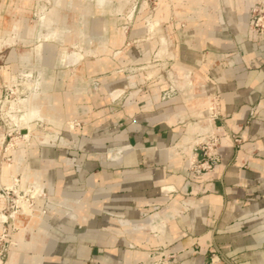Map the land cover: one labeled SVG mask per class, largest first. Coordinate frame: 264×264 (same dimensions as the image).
<instances>
[{
	"label": "crops",
	"instance_id": "obj_1",
	"mask_svg": "<svg viewBox=\"0 0 264 264\" xmlns=\"http://www.w3.org/2000/svg\"><path fill=\"white\" fill-rule=\"evenodd\" d=\"M69 1L73 15L60 11L55 23L65 41H44L42 64L53 68L68 41L91 33L94 60L64 64L76 74L45 80L44 94L57 100L52 109L59 106L47 116L52 122L83 126L66 132L76 151L25 152L23 172L58 207L14 221L19 245L7 264H153L158 247L173 255L163 264H264V37L251 29V1L159 0L149 18L162 32L140 49L129 43L145 37V27L111 17L107 28L95 17L92 31L86 3ZM31 10L32 0H0V32L18 36L4 46L20 62L33 60L17 48H31L37 35ZM150 61L165 62L167 78L134 73ZM214 95L218 117L209 120ZM209 129L218 131L222 159L211 172L194 173L192 144ZM108 148H116L110 161L100 157ZM5 206L0 200V212ZM156 210L157 218L143 219Z\"/></svg>",
	"mask_w": 264,
	"mask_h": 264
},
{
	"label": "rangeland",
	"instance_id": "obj_2",
	"mask_svg": "<svg viewBox=\"0 0 264 264\" xmlns=\"http://www.w3.org/2000/svg\"><path fill=\"white\" fill-rule=\"evenodd\" d=\"M82 1L83 3H86V10L90 11L92 15V18H90V20H92L90 24V30L92 31L94 28L95 17L103 18L105 20L104 22L107 24V28L110 26L109 23L111 22V17H123L122 20H118L120 24L122 23V26H124L123 24L125 23V26L129 28H134L136 25L145 27L148 34L145 37H139L132 40L129 44L133 48L140 49L143 43H148L149 41L156 39L160 36L159 33L162 32V24H154V21L156 20L149 18L152 13H155L159 9V0H110V2L108 0ZM69 2V0H65L63 3L62 0V3L57 5L55 4L54 0H32L31 15L36 24L37 35L33 38L34 43H32L31 48L17 46L18 56L20 53L23 54L22 56L25 55L24 53H28V56L33 59L31 61L29 59L20 62L21 60H19V58L16 59V57L12 54V46H4L6 39L18 38V36H16L13 31H9L6 34H4V32H0V46H2L0 49V174L3 167H5L3 172L4 177L3 174L0 175V195L6 201V208L2 210L0 214H3L8 218L6 221H0V223L6 222L3 232L0 234V264H7L9 262L11 248H16L19 245V241H17L16 238V234L19 232V229L14 226L15 220L26 219L27 216L33 218L37 217L39 214L36 215V209H40L39 212L46 215L47 213L53 212L56 207H58L56 206V203L49 199L47 189L39 182L29 180L30 175L27 172H23L24 162L22 161V158L25 152L28 153L35 147L39 148L40 150H44L46 148H67L70 151L77 150V144L73 143L72 140L67 138L66 132L75 133L79 127H76L75 129H68V127H70L68 125L69 121L61 123L62 126L52 122V120L47 116H51L53 111H57L58 105H53L54 108L52 109L53 102L57 100L52 101V95L48 93L44 94V90L47 86V81L45 82V80L49 81V78L52 76L64 77L66 73L72 77L77 72L72 71L74 69L76 70V67H66L64 64L67 62L65 60H60V54L53 68L45 67L42 64V48L44 47V41H56L60 39V41L63 42L62 36H57V38L54 39L47 37L46 39L40 40L37 37L38 33L39 35L47 34L54 29H56L57 32L62 35L55 25V23H58L57 21L52 22L49 29H47V27L40 28L39 19L40 15L43 13L51 14L53 9L73 15V12H71L73 11V4H70ZM43 7H45L44 12H42ZM144 12H148L149 15H143L141 18H139L141 13ZM131 13H133L134 16L132 19H129L128 17ZM7 17L10 18V16ZM96 38L97 37L92 33L86 38H84L83 35H76L73 37L74 41L70 38L73 42L69 41L65 44V47L67 48L68 52L71 53L74 51L77 53V48L79 45H84L85 48L84 50L82 49L83 52L80 53L83 55L82 59L85 61L87 59L94 60V53L92 51L94 49L95 43L98 42ZM38 48L40 51H37ZM38 52L40 53L38 54ZM157 63L158 62L153 61L145 63V65L138 67V70H136L134 73H149V78L152 79L159 75H163V73L168 74V72L171 70L165 62H161L162 66L160 67L156 66ZM97 79V77H89L88 75L85 76V80L89 86L91 85V87L94 89L100 87V84L96 81ZM29 80H31V82ZM56 86H58V89L55 90V92L61 94V92H63L61 89L62 84L58 83ZM35 90H38V96L32 95ZM52 92L53 90L51 93ZM112 92L109 93V96H111ZM124 92H127L128 94V92H131V90L128 89ZM127 94L120 96L121 103L126 100ZM36 96L38 98H36ZM25 101H28L26 106L24 105L25 103H23ZM210 103L211 100L209 97L208 108L210 107ZM30 108L35 110L39 109L40 112L43 113L42 116L39 115V117L35 119L34 124L36 126L32 132V135L29 136L31 138L30 140L33 141H31V144L30 141L25 140V129L21 128L20 121H18V123L15 119L18 118L20 120L24 115L27 114ZM73 125L75 126L74 122ZM81 126H83V124H81ZM45 134H48V138L50 137L48 142H45ZM192 152H190V154ZM115 153L116 148H108L100 153V157L106 161H110L111 156ZM14 157L16 162L14 161ZM15 169L16 172H14ZM25 176L28 177V180L26 181ZM36 184L42 186V190L38 195V191H36L38 189L35 188ZM24 205L28 209L33 210L30 215H26L25 212H23ZM51 205L55 209L50 208ZM166 206L167 204L165 207ZM13 214H17L16 219L14 218ZM38 217H40V215ZM143 219L146 218L143 217ZM4 250L6 251L2 252Z\"/></svg>",
	"mask_w": 264,
	"mask_h": 264
},
{
	"label": "built area",
	"instance_id": "obj_3",
	"mask_svg": "<svg viewBox=\"0 0 264 264\" xmlns=\"http://www.w3.org/2000/svg\"><path fill=\"white\" fill-rule=\"evenodd\" d=\"M250 18H251V29L264 37V0H254L252 6L250 8ZM167 73H163V75H159L157 77L163 79L167 78ZM136 87V85H135ZM131 87H126L124 90H128ZM124 93V92H123ZM114 94V93H112ZM111 94V95H112ZM122 94L113 98V100H117ZM211 103L209 107L210 115L208 116L209 120H213L218 117V105H217V96L214 95L210 97ZM75 127H80V122L74 121ZM236 142H240V139H236ZM193 147L199 149L203 154V160L200 161L198 158V154L194 151L191 154L192 163H191V171L194 173H202L206 174L213 170V168L221 161L222 155L220 152L221 141L218 135V131H214L213 129H209L205 133H203L198 139L194 140ZM155 213H158L156 210L153 214H144L145 218H150ZM6 222L0 223V234L3 232L4 225ZM155 235L163 236L160 231H152ZM6 250L2 251L5 252ZM151 259H156L153 264H163L173 258V255L167 252L166 249L162 247H158L149 255ZM211 264H223L219 259L213 258L211 259Z\"/></svg>",
	"mask_w": 264,
	"mask_h": 264
},
{
	"label": "bare ground",
	"instance_id": "obj_4",
	"mask_svg": "<svg viewBox=\"0 0 264 264\" xmlns=\"http://www.w3.org/2000/svg\"><path fill=\"white\" fill-rule=\"evenodd\" d=\"M253 1L254 0H252L251 1V3H250V8H251V6H252V3H253ZM54 2H55V4H57V5H60L61 3H62V0H54ZM45 11V7H43L42 8V12H44ZM43 14H45V13H43ZM43 14H41L40 15V19H39V25H40V28H46L47 27V29H49V27H50V25H51V23L52 22H55V21H57V20H59L60 18H61V15H60V12L57 10V9H53L52 11H51V14H49V13H47V14H45V15H43ZM154 24H158L159 25V22L158 21H154ZM153 25V24H152ZM155 26H157V25H155ZM57 36L59 37V36H62V40H63V42L65 41V38H64V36L63 35H61V34H59V32H57V30L56 29H54L53 31H50V32H48L47 34H40L39 35V37H38V39L40 40V39H46L47 37L48 38H50V39H54V38H57ZM8 42L10 43L11 42V40H8ZM69 42V41H68ZM165 42V41H164ZM42 49H44V47L42 48ZM37 51H40V49L38 48V50ZM40 52H38V54H39ZM25 55H28V53H24ZM82 58H83V55L82 54H80V52L78 53H76V52H68L67 51V49H65V48H62L61 49V51H60V60H65L66 62H68V63H71V64H78V63H80L81 61H82ZM13 78H15V77H13ZM40 79V78H39ZM30 82H31V80H29ZM38 81V80H37ZM37 83V82H36ZM39 83V82H38ZM41 83V82H40ZM29 85H31V84H29ZM38 85V84H37ZM37 87V86H36ZM38 89V88H37ZM39 90V89H38ZM38 90H35L33 93H32V95H39V92H38ZM36 96V98H38ZM35 98V99H36ZM43 99H45V98H43ZM22 102V101H21ZM23 103H25L24 105L26 106L27 104H28V101H25V102H23ZM22 103V104H23ZM36 103V102H35ZM41 109V108H40ZM42 114L43 113H41L40 112V110L39 109H32V108H30L29 110H28V112H27V114L26 115H24L20 120L18 119V118H15L16 119V122H18V121H20V123H21V128H24L25 129V140H27V141H30V144H31V141L32 140H30L31 138L29 137L30 135H32V132H33V130H34V128H35V124H34V122H35V119H37L38 117H39V115H41L42 116ZM46 115V114H45ZM65 121V120H64ZM59 122V121H58ZM79 122V121H78ZM19 123V122H18ZM62 126V125H61ZM68 129H73V127H68ZM46 135V134H45ZM48 135V134H47ZM47 135H46V138H45V142H48V140L50 139V137L48 138L47 137ZM49 135H51V134H49ZM45 137V136H44ZM52 140H53V138H52ZM55 140H56V138H55ZM2 142V141H1ZM33 142V141H32ZM44 142V141H43ZM21 143V142H20ZM5 168V167H4ZM14 172H16V169H15V171ZM3 177H4V174H3ZM26 180H28V177H26L25 176V181ZM30 180V179H29ZM33 183V182H32ZM26 187V186H25ZM40 188V186H37L36 185V187L35 188ZM41 190L42 189H38V190H36V191H38L37 192V195L39 194V192H41ZM41 194V193H40ZM0 200H5L1 195H0ZM32 211L33 210H30V209H28L25 205H24V210H23V212H25V214L26 215H30L31 213H32ZM37 214H39L40 216H43L44 214L42 213H37ZM159 215V213H155L154 215H152L149 219H155V218H157V216ZM13 216H14V218L16 219V216H17V214H13ZM42 218V217H41ZM161 218V217H160ZM159 218V219H160ZM8 218L5 216V215H3V214H0V221H6ZM3 223V222H2ZM163 223H164V221H163ZM165 224V223H164ZM144 225V224H143ZM148 226V225H147ZM134 229L135 230H144V229H146V227H144V226H137V227H134ZM165 234V233H164ZM12 255V254H11ZM11 260H13V258L11 259Z\"/></svg>",
	"mask_w": 264,
	"mask_h": 264
},
{
	"label": "water",
	"instance_id": "obj_5",
	"mask_svg": "<svg viewBox=\"0 0 264 264\" xmlns=\"http://www.w3.org/2000/svg\"><path fill=\"white\" fill-rule=\"evenodd\" d=\"M194 152L198 154L199 160L202 161L203 160L202 152L199 149H197V148H194Z\"/></svg>",
	"mask_w": 264,
	"mask_h": 264
}]
</instances>
